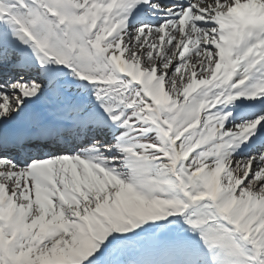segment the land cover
Here are the masks:
<instances>
[{
	"label": "snow or ice",
	"instance_id": "obj_1",
	"mask_svg": "<svg viewBox=\"0 0 264 264\" xmlns=\"http://www.w3.org/2000/svg\"><path fill=\"white\" fill-rule=\"evenodd\" d=\"M0 264H264V0H0Z\"/></svg>",
	"mask_w": 264,
	"mask_h": 264
}]
</instances>
